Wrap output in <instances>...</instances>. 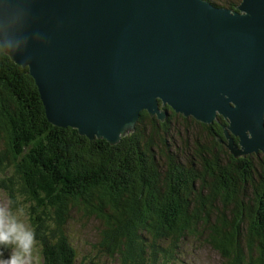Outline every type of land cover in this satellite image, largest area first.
<instances>
[{
	"label": "trees",
	"instance_id": "16d2710c",
	"mask_svg": "<svg viewBox=\"0 0 264 264\" xmlns=\"http://www.w3.org/2000/svg\"><path fill=\"white\" fill-rule=\"evenodd\" d=\"M165 109L163 122L141 112L115 145L89 140L47 121L27 68L0 47V185L25 209L39 264H174L190 240L223 264H264V158L230 155L221 117L205 125ZM75 215L101 222L91 258L67 240Z\"/></svg>",
	"mask_w": 264,
	"mask_h": 264
},
{
	"label": "water",
	"instance_id": "95a60500",
	"mask_svg": "<svg viewBox=\"0 0 264 264\" xmlns=\"http://www.w3.org/2000/svg\"><path fill=\"white\" fill-rule=\"evenodd\" d=\"M0 47L56 127L115 145L168 107L264 156V0H0Z\"/></svg>",
	"mask_w": 264,
	"mask_h": 264
},
{
	"label": "rangeland",
	"instance_id": "374dc122",
	"mask_svg": "<svg viewBox=\"0 0 264 264\" xmlns=\"http://www.w3.org/2000/svg\"><path fill=\"white\" fill-rule=\"evenodd\" d=\"M187 118H191V117H187ZM223 121L225 122V126H226L227 125L226 121L224 119ZM222 135H223V131H222ZM217 138L220 137L217 136ZM222 140L224 141V139ZM234 140L237 141V138H235ZM221 145L225 147L224 144ZM251 155L257 158L256 155L254 154ZM259 155L260 158H264L262 153H260ZM0 210L11 212L18 220L22 221L25 224V226L29 228L25 218L24 207L23 206L17 207L13 205L10 198L4 193V188L1 185H0ZM100 229H101L100 221L95 220L94 218H83L81 217V215L79 216L75 215L72 217V219L68 221L65 229V233L67 236V240L69 241L71 246L75 249L77 254H79L80 256H86V258H91L96 255L95 247H97V243L99 240L98 235ZM14 248L15 245L1 246L0 258H7V256ZM183 250H184V254L181 256L180 259L178 258V262L174 264H223V261L219 258L217 253L212 251L209 247L204 246L203 241H198V242H194L192 240L187 241L183 245ZM92 263L116 264L113 262V260L109 259V257L107 256L105 258L104 257H99L98 259L94 258L92 260ZM30 264H39V257L33 247L31 252Z\"/></svg>",
	"mask_w": 264,
	"mask_h": 264
},
{
	"label": "clouds",
	"instance_id": "9594fccd",
	"mask_svg": "<svg viewBox=\"0 0 264 264\" xmlns=\"http://www.w3.org/2000/svg\"><path fill=\"white\" fill-rule=\"evenodd\" d=\"M34 233L11 212L0 210V246L15 245L0 264H30Z\"/></svg>",
	"mask_w": 264,
	"mask_h": 264
},
{
	"label": "bare ground",
	"instance_id": "6f19581e",
	"mask_svg": "<svg viewBox=\"0 0 264 264\" xmlns=\"http://www.w3.org/2000/svg\"><path fill=\"white\" fill-rule=\"evenodd\" d=\"M147 113V112H146ZM149 116V115H148ZM150 117V116H149ZM152 118V117H151ZM83 136V135H82ZM85 137V136H84ZM221 139V138H220ZM222 140V139H221ZM260 154V153H259ZM254 155H256V154H254ZM258 155V154H257Z\"/></svg>",
	"mask_w": 264,
	"mask_h": 264
},
{
	"label": "flooded vegetation",
	"instance_id": "af4514ba",
	"mask_svg": "<svg viewBox=\"0 0 264 264\" xmlns=\"http://www.w3.org/2000/svg\"><path fill=\"white\" fill-rule=\"evenodd\" d=\"M256 156L258 157V156H260V155L258 154V155H256Z\"/></svg>",
	"mask_w": 264,
	"mask_h": 264
}]
</instances>
